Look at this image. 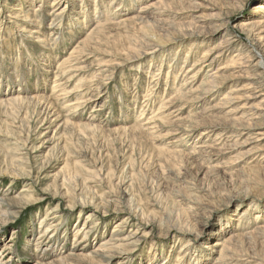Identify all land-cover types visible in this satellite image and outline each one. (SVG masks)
I'll return each instance as SVG.
<instances>
[{"label": "rangeland", "instance_id": "rangeland-1", "mask_svg": "<svg viewBox=\"0 0 264 264\" xmlns=\"http://www.w3.org/2000/svg\"><path fill=\"white\" fill-rule=\"evenodd\" d=\"M55 1L0 0L3 264H264V0ZM208 52L225 79L204 93ZM56 81L92 101L66 108ZM118 230L111 262L91 255Z\"/></svg>", "mask_w": 264, "mask_h": 264}, {"label": "bare ground", "instance_id": "bare-ground-1", "mask_svg": "<svg viewBox=\"0 0 264 264\" xmlns=\"http://www.w3.org/2000/svg\"><path fill=\"white\" fill-rule=\"evenodd\" d=\"M57 0L54 2L55 4H53L52 5V7H57V5H59V2H57ZM97 4H96V12H97V10H98V2H96ZM117 3H118V1L117 0H112L111 1V3H110V6H112L113 4L115 5H117ZM84 3H82V5H83ZM109 6V7H110ZM51 7V8H52ZM117 6H115V7H113L111 10H110V14L112 15V16H114V15H116V10L114 9V8H116ZM82 9H85L84 7L82 8ZM257 11L258 12H260V13H263V11H264V6H262V5H258L257 6ZM29 10V9H28ZM39 11V10H38ZM55 12H57V10L55 9L54 10V13ZM90 12V11H89ZM105 12H107V11H105ZM114 12V13H113ZM26 13V12H25ZM29 14H32V13H29ZM82 21H80V19H79V21H78V24L79 25H83L84 24V22L86 23L87 21H88V23H89V15H87L88 14V12H85L84 10L82 11ZM55 15V14H54ZM63 15V14H62ZM81 15V14H80ZM27 16H29L30 18H31V16L30 15H27ZM97 16V15H96ZM33 17V16H32ZM61 17V15H58V16H55L54 18H60ZM92 17H93V15H92ZM25 18V17H24ZM28 18V17H27ZM26 19V18H25ZM27 20V19H26ZM42 20V19H41ZM54 20V19H53ZM56 21V20H55ZM76 21V20H75ZM23 23H25V22H23ZM29 23V22H28ZM59 23V22H58ZM31 24V23H30ZM71 24V20H68V22L66 23V22H64V27L63 28H66V27H69V25ZM59 25L61 26L62 25V23H59ZM66 25V26H65ZM75 25V24H74ZM58 26V25H57ZM59 26V27H60ZM78 26V25H77ZM37 27V26H36ZM102 27V26H101ZM79 28V27H78ZM83 28V27H82ZM87 29V28H86ZM85 29V30H86ZM159 29V28H158ZM59 30V29H58ZM76 30V29H75ZM162 30H163V28H162ZM162 30H160V32H163ZM77 31V30H76ZM64 33V32H63ZM70 34V33H69ZM171 34V33H170ZM254 34V33H253ZM55 35V34H54ZM173 35V34H172ZM171 35V36H172ZM52 36V35H51ZM152 36V35H151ZM166 36V35H165ZM40 37V36H39ZM52 37H57L56 35L55 36H52ZM43 38V37H42ZM158 37H155V36H153V37H151V41L150 42H156ZM148 39V40H149ZM52 40V39H51ZM90 40H93V37H92V35L88 38V40H86V41H90ZM147 40V41H148ZM40 41H42V40H40ZM39 42V41H38ZM59 42V41H58ZM149 42V43H150ZM255 43V42H254ZM61 44V43H60ZM65 44V43H64ZM164 45H166L165 43H163V42H161V43H157V46H159V47H161V48H163V47H165ZM225 45V44H224ZM23 46V45H22ZM57 46V45H56ZM81 48V46H79V47H77L75 50H74V52L76 51V52H79L78 50H81L80 49ZM83 50V49H82ZM162 50V49H161ZM159 52H160V50H159ZM152 53H154V54H156V53H158V51L157 50H155V52H152ZM151 53V54H152ZM145 54V53H144ZM160 55V54H159ZM71 56H72V54H71ZM107 56V55H106ZM189 56H190V54H189ZM189 56H187V58H189ZM211 56V53H207L202 59H204V61L202 62L201 60H199L198 62H197V66H199V68L197 69L198 71L195 73V76H193L192 78H194V77H196V76H198V73L199 74H207L208 72H210V77L212 78V82H210V84L208 85V87H207V84L206 85H203V89H202V91H204V93H209L211 90H213L214 88H217V87H219L221 84H222V82H223V80L225 79V77H223L224 75H222V73H217V72H214L213 70H212V68L214 67L213 65V63H216L217 62V59H219L220 57H222V55L221 54H217V56H215V58L214 59H212V60H210L208 57H210ZM47 58H50L49 56H46ZM159 57V56H158ZM236 57V56H235ZM258 57H259V61H258V63H257V67H259L260 68V66L261 65H263L264 64V57L262 56V54L261 53H259L258 54ZM51 59V58H50ZM209 60V61H208ZM10 61V60H9ZM48 61H49V59H48ZM106 61V60H105ZM163 62V61H162ZM22 63V62H21ZM65 63L66 62H64V63H62V64H60L59 65V67H61V71H57L58 72V75H56V76H69L66 80L67 81H71V80H73V76H72V73H73V71L71 70V69H73V67L72 66H66L65 65ZM151 63H152V61H151ZM22 66V68H23V64H21ZM152 65H154V63L152 64ZM157 65V64H156ZM3 66V65H2ZM256 66V65H255ZM254 66V67H255ZM58 67V68H59ZM160 68V67H159ZM223 68H225V67H223ZM257 69V68H256ZM58 70V69H57ZM222 70V68H219V71H221ZM213 71V72H212ZM263 71H264V68H263ZM212 72V73H211ZM45 73H48V71L47 70H45ZM217 73V74H216ZM221 74V75H220ZM59 79V78H58ZM56 80H57V77H56ZM66 81V82H67ZM56 88H54V91L55 90H57V89H60V88H62L61 89V91L60 92H63V94L61 93V96H63L65 99L66 98H69V96L70 95H72L74 98H73V101H75V103H73L72 105H70L69 104V102H67L68 104L66 105V108H68V109H70L71 107V110H73V111H78V110H80V109H83L82 107H86L87 106V103H90L92 100H88V101H82L81 100V96L80 95H82L83 94V92L85 91V90H83V88H82V85H81V83L80 84H78L72 91H70L69 93L68 92H66L67 90L65 89V87H66V85H63V84H66V83H60L59 84V81H56ZM89 83V82H88ZM264 83V82H263ZM59 84V85H58ZM205 87H207L206 89H204ZM95 88V87H94ZM251 88V87H250ZM96 89V88H95ZM184 89V88H183ZM185 90V89H184ZM183 90V91H184ZM182 91V90H181ZM235 91V90H234ZM178 93H179V91H178ZM232 93H233V91H232ZM189 94V93H188ZM202 94V93H201ZM182 94L180 93V96H181ZM185 96L187 95V93H185L184 94ZM184 95H182L181 97H182V99H183V96ZM92 97V96H91ZM189 98H190V96H188ZM188 97H186V98H188ZM204 97V96H203ZM45 98V97H44ZM158 98V97H157ZM185 98V97H184ZM236 98L237 97H232V96H227L225 99H226V103H228L229 101L230 102H233V101H236ZM14 99V98H13ZM28 99V98H27ZM62 99V98H61ZM60 99V100H61ZM70 99V98H69ZM197 99H199V98H197ZM14 100H17V102H21L22 104H26V101L24 100V98H23V96L22 95H18V97L17 98H15ZM180 99H178L177 101H179ZM191 100V99H190ZM239 100V99H238ZM40 101V100H39ZM149 101V100H148ZM198 101V100H197ZM31 102V101H30ZM154 102V101H153ZM168 102V101H167ZM12 103V102H11ZM41 103V102H40ZM166 103V102H165ZM175 103V102H174ZM261 103H264V102H261ZM15 104V103H14ZM44 104V103H43ZM163 104V103H162ZM172 104V103H171ZM165 105H167V104H165ZM146 106V105H145ZM163 105H161V107H162ZM166 107V106H165ZM164 107V108H165ZM264 107V106H263ZM237 108V107H236ZM63 109V108H62ZM162 110H163V108H161ZM238 109V108H237ZM159 110H160V108H159ZM240 110V109H239ZM261 110V109H260ZM158 111V110H157ZM238 111V110H237ZM263 111H264V108H263ZM161 112V111H160ZM159 112V113H160ZM72 113V112H71ZM164 113V112H163ZM171 113V112H170ZM157 115H159L158 114V112H157ZM157 115H156V117H157ZM161 115V114H160ZM70 116V115H69ZM172 116V115H171ZM59 117V116H58ZM243 117H247L246 115H244ZM152 118H153V116H152ZM152 118L150 117V119L152 120ZM154 119V118H153ZM156 120L158 119V118H155ZM154 119V120H155ZM65 120V119H64ZM151 120H148L147 122H148V124L149 123H151L152 121ZM153 120V121H154ZM155 120V121H156ZM154 121V122H155ZM165 121V120H164ZM163 121V122H164ZM175 121V120H174ZM173 121V122H174ZM146 123V122H145ZM168 123V122H167ZM148 124H144V125H148ZM158 124H160V123H158ZM171 124V123H170ZM140 126V128L141 129H146L147 127L146 126ZM168 125V124H167ZM93 126V125H92ZM252 126V125H251ZM146 127V128H145ZM154 127H156V125L154 126ZM153 127V128H154ZM158 127V126H157ZM218 128H219V126H217ZM257 127V126H256ZM149 128V127H148ZM151 128H152V126H151ZM184 128V127H183ZM177 129V128H176ZM149 129H147V131H148ZM180 130V129H179ZM150 131H152V130H150ZM149 131V132H150ZM155 131H158V130H155ZM187 131V130H186ZM157 133V132H156ZM257 136L255 137V141L256 142H260V141H262V140H264V133H258V134H256ZM207 157V156H206ZM258 160H263L264 161V154H262V157H260V158H257ZM23 191V190H22ZM27 191V190H26ZM25 192V191H24ZM28 192H29V190H28ZM23 193V192H22ZM1 194V193H0ZM28 194V193H27ZM22 195V194H21ZM25 195V194H24ZM29 195V194H28ZM27 195V196H28ZM1 196V195H0ZM9 196V195H8ZM26 196V195H25ZM25 196H23V197H25ZM26 198V197H25ZM24 198V199H25ZM28 198H30V199H32V197H31V195H29V197ZM29 199V200H30ZM25 201V200H24ZM31 201V200H30ZM1 205L2 206H4V208L3 209H0V216L1 217H4V218H7L9 215H16L15 214V205L13 204V202H12V200L11 199H9V198H7V197H2V198H0V208H1ZM82 205H84V204H82ZM244 214V213H243ZM56 216V215H55ZM0 217V218H1ZM93 218V216H89V219H92ZM56 218H58V217H56ZM2 219V218H1ZM90 221V220H89ZM4 222H6V219H5V221ZM45 222H47V218L45 219ZM61 222L62 221H60L59 219H58V222L56 223V224H53L52 226H49V228H47L46 230H45V232L44 233H41V235H40V238L39 239H43L44 237H46V235L50 232V230L49 229H53L50 233H54L55 231H56V229H57V227H59L60 226V224H61ZM63 223V222H62ZM96 223V222H95ZM95 223H92L93 225L95 224ZM51 225V224H50ZM92 225V226H93ZM95 227H92V229H87L86 230V233H85V235L87 236V235H89V234H91L94 230H96L97 228H98V226L97 225H94ZM100 230V229H99ZM49 231V232H48ZM48 232V233H47ZM49 236V235H48ZM128 236V235H127ZM126 236V233L125 232H123L122 230H118V231H116V232H113L112 234H111V236H110V239L105 243V244H102L101 245V247H100V249L98 250V251H94V252H92V254L91 255H93V256H95V257H102V260H103V262L104 263H109V262H111V260L113 259V257H114V255H113V250H119V248H121L122 246H124L123 245V243H125V242H127L128 240L126 239V238H128ZM78 248V246L76 247V249ZM83 250L84 249H86V247L85 246H83V248H82ZM74 253V252H73ZM76 253H74V254H71V256H72V258H74L73 256H75V257H78L77 256V254L75 255ZM1 258V257H0ZM69 258V257H68ZM39 258L37 257V259H35V261L34 262H32L31 264H43L42 262H41V260H38ZM71 258H69V260H70ZM72 260V259H71ZM76 260V259H75ZM77 260H78V258H77ZM72 261H74V259L72 260ZM0 264H3V261L2 260H0Z\"/></svg>", "mask_w": 264, "mask_h": 264}]
</instances>
